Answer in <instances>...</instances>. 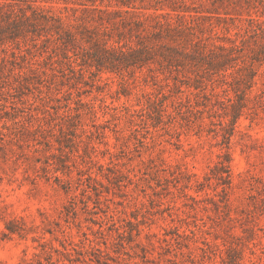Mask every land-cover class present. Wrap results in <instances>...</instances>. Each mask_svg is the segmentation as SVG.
I'll use <instances>...</instances> for the list:
<instances>
[{
	"label": "rangeland",
	"instance_id": "374dc122",
	"mask_svg": "<svg viewBox=\"0 0 264 264\" xmlns=\"http://www.w3.org/2000/svg\"><path fill=\"white\" fill-rule=\"evenodd\" d=\"M0 264H264V0H0Z\"/></svg>",
	"mask_w": 264,
	"mask_h": 264
}]
</instances>
